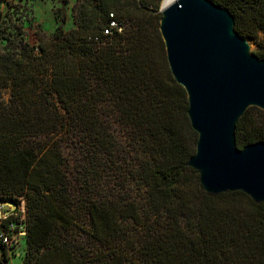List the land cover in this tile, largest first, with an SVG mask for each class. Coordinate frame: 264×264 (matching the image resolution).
<instances>
[{
  "label": "trees",
  "instance_id": "obj_1",
  "mask_svg": "<svg viewBox=\"0 0 264 264\" xmlns=\"http://www.w3.org/2000/svg\"><path fill=\"white\" fill-rule=\"evenodd\" d=\"M159 1L75 0L64 30L59 0L29 44L0 0V203L24 201L0 231H23L20 264H264V203L206 194L186 165L196 134L158 53ZM208 1L264 61V0ZM110 20L121 30L103 34ZM233 135L264 142V112L248 107Z\"/></svg>",
  "mask_w": 264,
  "mask_h": 264
},
{
  "label": "water",
  "instance_id": "obj_2",
  "mask_svg": "<svg viewBox=\"0 0 264 264\" xmlns=\"http://www.w3.org/2000/svg\"><path fill=\"white\" fill-rule=\"evenodd\" d=\"M160 15L167 67L185 92L196 134L186 165L206 194L239 191L264 203V142L237 149L233 135L248 107L264 112V61L249 55L231 16L208 0H177Z\"/></svg>",
  "mask_w": 264,
  "mask_h": 264
},
{
  "label": "rangeland",
  "instance_id": "obj_3",
  "mask_svg": "<svg viewBox=\"0 0 264 264\" xmlns=\"http://www.w3.org/2000/svg\"><path fill=\"white\" fill-rule=\"evenodd\" d=\"M59 0H4L1 4L2 13L15 12L18 22L21 24L23 30L25 31V39L29 44L35 43L34 33L37 29L41 30L45 36L49 35L57 26V14L56 10L59 8ZM138 1V0H135ZM162 1H159L157 10L153 13L154 15H160V9L162 6ZM75 0H67V5L64 7L65 11V21L63 25L64 30L74 28L73 17H72V6ZM161 17V15H160ZM17 22V21H16ZM125 26L127 22L124 23ZM158 38L156 37V43H158V53L159 55L164 54V48L162 40L158 32V26L156 28ZM248 45V53L256 50V45L249 40H245ZM165 56V55H164ZM256 108V107H255ZM258 109V108H257ZM71 149L68 147L64 148V154L66 157L70 158ZM2 205H7L9 210L4 212V208H0V220L4 219L11 211H15L10 217L12 219L17 218L22 220L24 216V201L20 200L15 207H10L9 204L2 203ZM18 246L15 249L6 251L5 260L2 255V247L0 246V264H20L24 252L25 246L23 247L22 241L18 238Z\"/></svg>",
  "mask_w": 264,
  "mask_h": 264
},
{
  "label": "built area",
  "instance_id": "obj_4",
  "mask_svg": "<svg viewBox=\"0 0 264 264\" xmlns=\"http://www.w3.org/2000/svg\"><path fill=\"white\" fill-rule=\"evenodd\" d=\"M112 30L119 32L121 30V25L115 22L114 20H110L108 23V27L103 31V34H110ZM13 226H9L6 231H0V242L6 248H13L17 247L18 245V238L23 236V231L20 230L17 233L14 232Z\"/></svg>",
  "mask_w": 264,
  "mask_h": 264
},
{
  "label": "bare ground",
  "instance_id": "obj_5",
  "mask_svg": "<svg viewBox=\"0 0 264 264\" xmlns=\"http://www.w3.org/2000/svg\"><path fill=\"white\" fill-rule=\"evenodd\" d=\"M177 0H163L162 1V6H161V10H164L167 6H169L170 4L176 2Z\"/></svg>",
  "mask_w": 264,
  "mask_h": 264
}]
</instances>
